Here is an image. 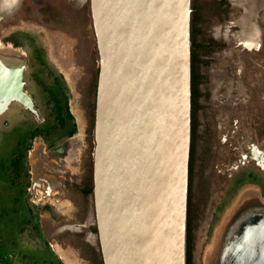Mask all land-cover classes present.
Segmentation results:
<instances>
[{
	"label": "rangeland",
	"instance_id": "374dc122",
	"mask_svg": "<svg viewBox=\"0 0 264 264\" xmlns=\"http://www.w3.org/2000/svg\"><path fill=\"white\" fill-rule=\"evenodd\" d=\"M229 3L212 18L209 30L220 46L207 50L198 86L195 264L224 263L226 228L240 199L264 203V0L254 10H246L242 0ZM61 10L64 24L46 27L24 18L7 23L0 9V36L38 39L22 40L20 51L0 42V54L16 66L20 81L24 74L33 104L14 99L0 114V264H96V254L101 256L93 193L84 192L93 186L95 150V111L86 86L95 62L93 25L91 19L78 21V14L66 7ZM36 45L44 64L33 58ZM59 73L77 121L74 135L73 122L60 126L49 93L34 79L37 75L54 88ZM36 128L43 135L31 139ZM20 143L27 157L17 169L13 160ZM215 238L210 263L206 253Z\"/></svg>",
	"mask_w": 264,
	"mask_h": 264
},
{
	"label": "water",
	"instance_id": "95a60500",
	"mask_svg": "<svg viewBox=\"0 0 264 264\" xmlns=\"http://www.w3.org/2000/svg\"><path fill=\"white\" fill-rule=\"evenodd\" d=\"M192 1L90 0L100 61L92 193L104 264H188ZM243 3L254 10L263 0ZM6 57L0 114L21 98ZM223 256L264 264V203H246L233 219Z\"/></svg>",
	"mask_w": 264,
	"mask_h": 264
},
{
	"label": "flooded vegetation",
	"instance_id": "af4514ba",
	"mask_svg": "<svg viewBox=\"0 0 264 264\" xmlns=\"http://www.w3.org/2000/svg\"><path fill=\"white\" fill-rule=\"evenodd\" d=\"M0 9L2 11V21H6L9 23L12 19L21 18L26 21L30 22H37L34 25L37 26H46L52 27L57 26L55 23L59 25H63L64 21L66 20L63 16V12L61 8L66 7L73 12H76L78 15L76 19L80 22L87 21L91 19V11H90V0H0ZM229 0H226V6H228ZM25 16V17H24ZM13 22V21H12ZM16 22V20L14 21ZM22 40H38L35 36L28 37V36H16L14 33L7 34L5 36H0V42L4 47H10L13 50L20 51L23 48V41ZM90 40L92 41L91 47V56L93 58L94 65L91 67L90 77L87 81V89H88V96H89V103L91 106L94 107V111L96 113V100H97V90H98V80H99V72H100V61H99V53L96 47V36L93 32H91ZM15 41H18L19 45H15ZM33 58L34 60L41 65V61H44L41 49L36 46L33 48ZM26 53H23L25 55ZM45 62V61H44ZM202 73V70H201ZM60 76V81L62 86L64 87V94L69 96L67 93V85L65 84L64 76L62 73L57 74ZM24 74L22 73V81L21 86L19 87L20 91V101L24 102L25 104L29 105V107H33L31 102L30 95L27 93L26 89V82L24 80ZM35 81L44 89L46 90L40 83V78H34ZM55 84V79H54ZM199 88V87H198ZM47 91V90H46ZM48 92V91H47ZM50 98V95H49ZM65 98V97H64ZM70 103V97H69ZM31 105V106H30ZM71 106V104H70ZM198 110H199V95L197 99V106L195 108L194 113V132H193V143H194V153L196 147L198 146ZM89 187V185L87 186ZM245 187V186H242ZM262 189V188H261ZM240 190V194H241ZM243 195V194H242ZM253 199V198H252ZM97 233V231H95ZM101 256H95L96 264H103V257L102 252Z\"/></svg>",
	"mask_w": 264,
	"mask_h": 264
},
{
	"label": "trees",
	"instance_id": "16d2710c",
	"mask_svg": "<svg viewBox=\"0 0 264 264\" xmlns=\"http://www.w3.org/2000/svg\"><path fill=\"white\" fill-rule=\"evenodd\" d=\"M193 13H192V83H193V132H194V113L197 106V99L199 95V83L202 77L201 68L202 63L205 61L204 56L207 50L211 52L220 46L219 42L211 35L210 26L212 18L217 14L227 10L226 0H193ZM15 45H19L15 41ZM41 64H44V61ZM55 87L48 88L47 85L39 80L41 85L48 91L50 98L49 103L52 104V109L56 121L62 127H66L69 121L73 122L71 135L78 131L77 121L69 103V96L64 94V87L61 84L60 76L54 74ZM65 97V98H64ZM43 135V129L36 128L31 133V139ZM194 140V139H193ZM16 158L13 163L19 169L22 159L27 157V152L22 153L21 143L17 147ZM30 149V148H29ZM193 156H194V143H192V156H191V184H190V206H189V226H188V264H195L194 262V239H193ZM94 187L89 186L84 189L86 194L92 193ZM98 231L97 226L94 227ZM104 264V261H103Z\"/></svg>",
	"mask_w": 264,
	"mask_h": 264
},
{
	"label": "crops",
	"instance_id": "0c3cea01",
	"mask_svg": "<svg viewBox=\"0 0 264 264\" xmlns=\"http://www.w3.org/2000/svg\"><path fill=\"white\" fill-rule=\"evenodd\" d=\"M89 194V193H88ZM91 194V193H90ZM241 195V194H240ZM238 196V199H239V197H241V196ZM246 203H248V202H246V200H244V199H240L239 201H238V206H237V208H236V211H235V215H233L232 216V221H233V219L235 218H237V216L240 214V211H241V209L244 207V205L246 204ZM93 207H94V200H93ZM90 215H91V212H90ZM95 216V215H94ZM228 217L229 216H227V219H226V221H227V223H229L228 222ZM231 221V222H232ZM229 224H228V226H227V228H226V232L228 231V228H229ZM90 241L92 242V245H93V247H95L96 248V244H95V241H93V239H90ZM215 242H216V238H215V241H214V243L212 244V246H215L214 244H215ZM212 246L210 247V248H208V250H207V253H206V258H207V260L210 262V260H209V258L207 257L208 256V251H209V249H212ZM211 263V262H210Z\"/></svg>",
	"mask_w": 264,
	"mask_h": 264
},
{
	"label": "bare ground",
	"instance_id": "6f19581e",
	"mask_svg": "<svg viewBox=\"0 0 264 264\" xmlns=\"http://www.w3.org/2000/svg\"><path fill=\"white\" fill-rule=\"evenodd\" d=\"M243 1V0H242ZM244 1H246V3H247V0H244ZM215 245V244H214ZM213 247L214 246H212V249H213ZM219 247V246H218ZM212 249H209V251H208V258H209V260H211V258L213 259V257H212ZM216 254V253H215ZM214 255V254H213Z\"/></svg>",
	"mask_w": 264,
	"mask_h": 264
}]
</instances>
